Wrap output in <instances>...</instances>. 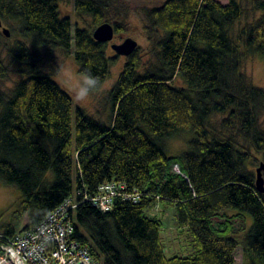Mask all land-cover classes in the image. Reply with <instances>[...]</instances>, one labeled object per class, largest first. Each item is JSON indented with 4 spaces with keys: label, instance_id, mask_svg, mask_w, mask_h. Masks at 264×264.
Instances as JSON below:
<instances>
[{
    "label": "trees",
    "instance_id": "16d2710c",
    "mask_svg": "<svg viewBox=\"0 0 264 264\" xmlns=\"http://www.w3.org/2000/svg\"><path fill=\"white\" fill-rule=\"evenodd\" d=\"M60 1L1 0L0 17L33 48L71 55L78 73L90 70L103 84L114 60L92 34L110 24V7L73 1L76 15L91 18L90 32L73 27ZM241 1L165 0L146 10L143 30L157 65L140 71L137 49L127 58L107 94V126L43 71L50 56L18 41L8 52L13 69L0 57V83L20 76L8 92L0 89V183L21 194L19 233L72 198V239L98 264H235L238 247L248 264H264V194L255 188L258 167L255 176L248 168L254 153L264 161V88L242 72V51L264 59V0H245L259 16L233 37ZM186 134L188 150L168 155L165 142ZM107 182L138 199L114 196L107 212L85 201ZM163 203L175 206L190 236L186 257L166 255L161 220L146 213ZM0 234L17 233L1 224Z\"/></svg>",
    "mask_w": 264,
    "mask_h": 264
},
{
    "label": "rangeland",
    "instance_id": "374dc122",
    "mask_svg": "<svg viewBox=\"0 0 264 264\" xmlns=\"http://www.w3.org/2000/svg\"><path fill=\"white\" fill-rule=\"evenodd\" d=\"M73 1L74 0H61L59 3L60 13L71 18L73 27H80L81 29L87 28L91 32V27H93L91 18L86 15H76L73 10ZM164 1L165 0H105L110 9L105 12L106 17H104V20L109 21L111 25L114 23L122 25L124 31L114 33L113 39L106 43L107 56L114 60L110 66L109 76L102 84L103 86L98 91H95L85 102L77 103L72 95V88L79 74L73 57L71 55H65L60 50L33 48L17 36L15 22L12 20L2 21L3 27L9 30L10 35L8 37L2 35L0 57L6 66L13 69L15 64H11V58L8 52L15 47L18 41L28 45L29 52L36 53L43 59L50 56L52 58V66L44 68L43 71L70 95L75 107L82 109L86 115L107 126V123L110 124L112 118L111 107L107 102V94L109 89L114 85V82L122 71L128 58L117 55L111 49V45L121 44L125 39L131 38L137 42L136 52L139 59L140 71L156 67V56L149 46L143 30V25L145 23L144 12L160 6ZM241 3L244 8V16L238 23V26L232 31L233 37H236L237 29L246 26L259 16V13L251 11L249 4L245 0L241 1ZM60 64L70 66L69 70L62 77L58 75V65ZM242 72L246 78L251 81L252 85L264 88V59L262 57L259 55L251 56L242 51ZM19 80L20 76L12 73L8 80L0 83V89L4 92H8ZM175 83L176 86L182 85L179 81ZM262 120H264V112L262 114ZM213 121L216 123L218 118L214 117ZM186 136L187 139L182 135L166 141L165 149L167 154L174 156L187 151L188 143L192 139V135L186 134ZM260 162H264L262 155L254 153L251 163H248V168L253 171L254 176L255 169ZM20 195V192L15 187L0 183V225H10L14 228L16 233H19L23 227V222L20 219L21 215L17 211ZM154 211L155 212L152 213L146 211V213L149 217H156L161 220L162 229L160 235L167 248L166 255L169 257H186L190 255L191 246L189 245V241H191V239L189 235H185L186 228L178 225L175 206L163 203L156 206ZM234 260L235 264H248L243 257L240 247L236 248L234 252Z\"/></svg>",
    "mask_w": 264,
    "mask_h": 264
},
{
    "label": "built area",
    "instance_id": "2783aa9c",
    "mask_svg": "<svg viewBox=\"0 0 264 264\" xmlns=\"http://www.w3.org/2000/svg\"><path fill=\"white\" fill-rule=\"evenodd\" d=\"M117 195L128 200L139 197L136 192L127 193L124 185L107 182L93 196L84 198L107 212ZM75 208L74 199L68 198L33 228L8 237L0 234V264H98L86 246L72 239L70 212Z\"/></svg>",
    "mask_w": 264,
    "mask_h": 264
},
{
    "label": "water",
    "instance_id": "95a60500",
    "mask_svg": "<svg viewBox=\"0 0 264 264\" xmlns=\"http://www.w3.org/2000/svg\"><path fill=\"white\" fill-rule=\"evenodd\" d=\"M1 2V0H0ZM0 29L3 34L8 37L10 35L9 30L3 27L2 20L0 17ZM93 39L97 42L108 43L113 39L114 28L108 23L101 24L95 28ZM111 49L119 56L129 57L137 49V42L131 38L125 39L121 44H112ZM264 163H260L256 169L255 188L259 193L264 194Z\"/></svg>",
    "mask_w": 264,
    "mask_h": 264
},
{
    "label": "clouds",
    "instance_id": "9594fccd",
    "mask_svg": "<svg viewBox=\"0 0 264 264\" xmlns=\"http://www.w3.org/2000/svg\"><path fill=\"white\" fill-rule=\"evenodd\" d=\"M66 64L58 65V75L61 77L69 70ZM101 78L93 75L90 70L80 72L72 88V95L77 103L85 102L102 87Z\"/></svg>",
    "mask_w": 264,
    "mask_h": 264
},
{
    "label": "bare ground",
    "instance_id": "6f19581e",
    "mask_svg": "<svg viewBox=\"0 0 264 264\" xmlns=\"http://www.w3.org/2000/svg\"><path fill=\"white\" fill-rule=\"evenodd\" d=\"M79 200V199H78ZM79 202H81V200L79 201ZM76 204V203H75ZM77 207V206H76ZM96 209V208H95Z\"/></svg>",
    "mask_w": 264,
    "mask_h": 264
},
{
    "label": "flooded vegetation",
    "instance_id": "af4514ba",
    "mask_svg": "<svg viewBox=\"0 0 264 264\" xmlns=\"http://www.w3.org/2000/svg\"><path fill=\"white\" fill-rule=\"evenodd\" d=\"M264 176V175H263ZM264 178V177H263Z\"/></svg>",
    "mask_w": 264,
    "mask_h": 264
}]
</instances>
